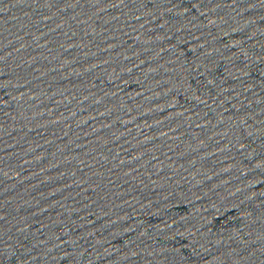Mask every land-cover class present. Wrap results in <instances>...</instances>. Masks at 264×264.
<instances>
[{
  "label": "water",
  "instance_id": "water-1",
  "mask_svg": "<svg viewBox=\"0 0 264 264\" xmlns=\"http://www.w3.org/2000/svg\"><path fill=\"white\" fill-rule=\"evenodd\" d=\"M0 264H264V0H0Z\"/></svg>",
  "mask_w": 264,
  "mask_h": 264
}]
</instances>
